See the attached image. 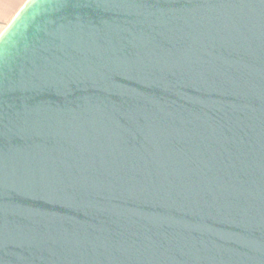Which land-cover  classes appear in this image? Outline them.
Masks as SVG:
<instances>
[{"label":"water","instance_id":"95a60500","mask_svg":"<svg viewBox=\"0 0 264 264\" xmlns=\"http://www.w3.org/2000/svg\"><path fill=\"white\" fill-rule=\"evenodd\" d=\"M0 264H264V4L27 0L0 35Z\"/></svg>","mask_w":264,"mask_h":264},{"label":"crops","instance_id":"0c3cea01","mask_svg":"<svg viewBox=\"0 0 264 264\" xmlns=\"http://www.w3.org/2000/svg\"><path fill=\"white\" fill-rule=\"evenodd\" d=\"M27 0H0V35Z\"/></svg>","mask_w":264,"mask_h":264},{"label":"snow or ice","instance_id":"6c2138e0","mask_svg":"<svg viewBox=\"0 0 264 264\" xmlns=\"http://www.w3.org/2000/svg\"><path fill=\"white\" fill-rule=\"evenodd\" d=\"M260 3L264 4V0H260Z\"/></svg>","mask_w":264,"mask_h":264}]
</instances>
